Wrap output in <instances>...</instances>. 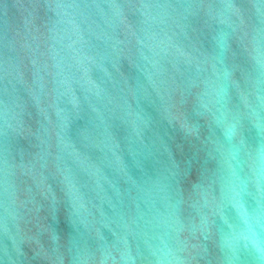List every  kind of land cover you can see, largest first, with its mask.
<instances>
[{
    "label": "water",
    "instance_id": "1",
    "mask_svg": "<svg viewBox=\"0 0 264 264\" xmlns=\"http://www.w3.org/2000/svg\"><path fill=\"white\" fill-rule=\"evenodd\" d=\"M0 264H264V0H0Z\"/></svg>",
    "mask_w": 264,
    "mask_h": 264
},
{
    "label": "clouds",
    "instance_id": "2",
    "mask_svg": "<svg viewBox=\"0 0 264 264\" xmlns=\"http://www.w3.org/2000/svg\"><path fill=\"white\" fill-rule=\"evenodd\" d=\"M221 39H223V37H221ZM256 55H257V56H259V53H258V51L256 52Z\"/></svg>",
    "mask_w": 264,
    "mask_h": 264
}]
</instances>
